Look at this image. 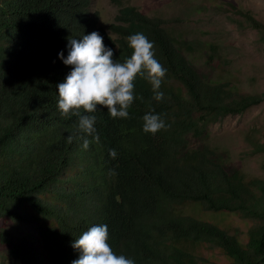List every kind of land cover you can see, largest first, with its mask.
Segmentation results:
<instances>
[{
    "label": "trees",
    "instance_id": "1",
    "mask_svg": "<svg viewBox=\"0 0 264 264\" xmlns=\"http://www.w3.org/2000/svg\"><path fill=\"white\" fill-rule=\"evenodd\" d=\"M121 4L128 0H109ZM92 0H0V248L14 264H72L74 241L105 224L114 252L135 264H264V143L245 135L262 173L234 168L208 143L211 126L264 101L232 78H204L188 60L186 41L132 7L118 23L98 26ZM239 14L258 30L264 23ZM98 32L113 59L130 57L127 37L137 32L154 42L167 69L162 101L149 82L135 81L127 119L97 106L99 143L85 150L67 143L77 117H61L57 85L71 66L69 38ZM208 64L223 69L229 57L214 43ZM142 97L143 99H140ZM154 109L170 125L155 135L142 130ZM91 140V137H88ZM115 149L117 156L110 158ZM114 173V174H111ZM246 231L237 232V222ZM30 227L27 231L22 226ZM17 232H20L19 235Z\"/></svg>",
    "mask_w": 264,
    "mask_h": 264
},
{
    "label": "rangeland",
    "instance_id": "2",
    "mask_svg": "<svg viewBox=\"0 0 264 264\" xmlns=\"http://www.w3.org/2000/svg\"><path fill=\"white\" fill-rule=\"evenodd\" d=\"M132 7L150 18L166 21L165 28L174 37L186 41L192 48L184 52L196 71L204 78H232L243 89L264 93V42L257 29L244 20L238 10L264 23V0H128L113 4L109 0H92L91 11L98 14V26L112 38L110 24L122 9ZM207 43H214L229 57L223 69L218 61L207 63ZM264 143V101L242 114L225 116L211 126L208 143L222 153L228 162L247 173H262V157L253 154L245 135ZM239 223L237 232L246 231ZM27 231L30 227L22 226ZM20 232H17L19 235ZM0 264H14L0 248Z\"/></svg>",
    "mask_w": 264,
    "mask_h": 264
},
{
    "label": "clouds",
    "instance_id": "3",
    "mask_svg": "<svg viewBox=\"0 0 264 264\" xmlns=\"http://www.w3.org/2000/svg\"><path fill=\"white\" fill-rule=\"evenodd\" d=\"M103 41L104 38L93 31L80 39L69 38L66 58L63 52L58 54V59L65 66H71L72 70L64 82L56 86L57 108L61 117L78 118L75 133L67 137V143L81 140L85 150L90 143H99V136L95 127L96 117L82 113L96 112L100 106L107 109L110 118L127 119L136 99L134 89L138 77L149 82L154 100L162 101L165 96L160 89L167 69L156 58L154 42L145 34L137 32L127 37L131 54L123 62L113 59V50ZM142 120V130L146 134L155 135L170 127L159 114H154V109L149 110ZM109 156L116 158L115 149L109 151ZM72 247L80 252L72 264H135L134 259L114 252L108 243L105 224L88 228Z\"/></svg>",
    "mask_w": 264,
    "mask_h": 264
}]
</instances>
